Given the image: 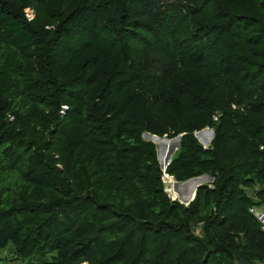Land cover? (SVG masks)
<instances>
[{"label": "trees", "instance_id": "1", "mask_svg": "<svg viewBox=\"0 0 264 264\" xmlns=\"http://www.w3.org/2000/svg\"><path fill=\"white\" fill-rule=\"evenodd\" d=\"M252 1L0 0V249L23 264H264L248 211L264 204V76L240 65L264 60L236 52L254 26L264 44ZM171 116L183 135L167 173L214 178L186 206L166 191L195 186L165 190L142 137Z\"/></svg>", "mask_w": 264, "mask_h": 264}, {"label": "rangeland", "instance_id": "2", "mask_svg": "<svg viewBox=\"0 0 264 264\" xmlns=\"http://www.w3.org/2000/svg\"><path fill=\"white\" fill-rule=\"evenodd\" d=\"M228 10H233L234 13L236 12H239L238 10V7L240 4H244V5H252L253 4V1L252 0H228ZM206 14L205 16L203 17V19H206V17L210 14L209 12H207L208 10L206 9ZM27 13L29 15H32V10L31 9H27ZM254 21V20H253ZM254 29H258L257 26H254L253 28H248V29H245L244 31L246 33H244L245 37H244V41L242 42L241 44V47L239 49L236 50V52H243V53H246V50L245 48L247 49H250V52H252L253 49H256L257 50V53H258V56H255L256 54H251L250 55V52L247 54L246 53V56L248 57V59H252L254 61H257L255 59H258L259 61H262L264 60V44L262 45L263 47L261 46H255L253 47L249 42H248V39H252V30ZM215 39V37L213 36V40ZM215 43H218L217 40H215ZM245 47V48H244ZM225 56V52H224V49L223 48H219V45L216 47V52L215 54H213L209 59H208V63L206 65V67H216L217 64H218V60ZM242 68H247V69H250L249 71H252V70H255V69H258V71H262V75L264 76V66L262 64H260L259 66L257 67H253V66H250V65H247V64H240ZM215 69V68H214ZM235 74V73H234ZM235 75H238V74H235ZM236 77V76H234ZM233 88V85H231V89ZM222 99L223 100H226V97L228 96L229 92L225 90H222ZM264 97V92H261L259 93L257 99H260ZM243 106L245 104H242ZM231 107V106H230ZM233 107V106H232ZM231 107V108H232ZM235 107H237L235 105ZM234 108V107H233ZM218 113H220L221 111L217 110ZM161 118H163L165 121L167 120L166 117H163L161 116ZM193 119H196V117H192ZM172 124H173V129L170 131V132H166L164 133L162 136H164L166 139L168 140H172V139H175V138H178L179 135H183L182 133H177V134H174V129L175 128H178L180 125H179V121L178 119H174L173 116H171V119H169ZM184 122L186 123H190V119L189 117H185L184 118ZM201 125V124H200ZM198 125V126H200ZM203 129H207L208 131L211 130L212 131V136L214 137V133H215V127L211 124H206V126H204L203 128L199 129V127H197V129H195L196 133L199 132L200 130H203ZM205 133V134H204ZM201 136L202 137H206L208 134L207 132H204ZM195 135V134H194ZM196 137V136H195ZM212 137V139H213ZM181 138L182 136L179 138V141H178V144L176 145V147H174L173 151L171 152V160L173 158V156H175V154L177 153V151L179 150V147H180V142H181ZM200 139V138H199ZM201 140V139H200ZM147 141V140H146ZM153 141V140H152ZM196 141L200 144L199 140L196 138ZM151 142V141H149ZM211 142L212 140L210 141V143L207 145L206 144V147H209L211 145ZM153 145L155 146V142L153 141L152 142ZM201 143L203 144V141L201 140ZM205 145V144H203ZM203 147V146H202ZM206 147H203V148H206ZM155 148V147H154ZM155 155H156V159H157V152H156V148H155ZM171 160L169 161V164L171 162ZM158 161V160H157ZM168 164V165H169ZM168 165L166 167H163L161 168L160 164H159V161H158V166L160 168V170L162 171V176H163V182H164V185L165 187L168 186L167 184H170L171 185V182L172 180L176 183L178 182L179 185H174V183H172V186L175 187L177 189V191H181L179 188L182 186H186L188 187L189 184H193L195 186V189H194V193H193V198L195 197L196 193H195V190H196V187L200 184V186H203V185H208L209 187H211L212 185V182L214 181V178L212 175L210 174H202L200 176H191L189 178H186L184 180H177L174 176H171L167 173V168H168ZM169 178H171L172 180L170 181ZM198 189V188H197ZM184 191H187L186 188H184ZM189 192V191H188ZM187 192V193H188ZM168 193V196L171 197V199H174V200H179L178 198H176V195L175 193L171 192V191H167ZM186 194V193H185ZM190 203V202H189ZM183 204V203H182ZM185 205V204H183ZM188 205V204H187ZM186 206V205H185ZM196 231L198 232L199 230L196 229ZM24 260L23 262L20 260V257L15 253L14 251V246L12 245V243H9L5 248L3 249H0V262H8V263H11V264H23V263H27L28 262V259L24 258L22 259ZM35 262V261H33ZM85 264V263H83Z\"/></svg>", "mask_w": 264, "mask_h": 264}, {"label": "water", "instance_id": "3", "mask_svg": "<svg viewBox=\"0 0 264 264\" xmlns=\"http://www.w3.org/2000/svg\"><path fill=\"white\" fill-rule=\"evenodd\" d=\"M206 131H207V129H203L197 133L196 132L194 133L196 138L199 140L200 145L203 147H206V145H203L201 143L199 136H201ZM209 133H210V137H212V131L211 130H209ZM181 136L182 135H179L178 138L168 140L164 136H157V135L150 134L147 132H144L142 134V137L144 140L153 142L152 141V139H153L156 141L155 142V148H156V152H157V160L159 161L161 168L166 167L169 164V161L171 160V152L174 150L173 148L176 147V145L178 144L179 138ZM206 139H204V140H206V144L208 145L209 139L208 138H206ZM175 185L178 186L179 183L176 182ZM198 187H200V184L196 187L195 193H196ZM192 200H193V195L191 196L190 193L188 192V193H186L185 197L182 196L181 200H178V201L180 203L187 205ZM233 264H251V263L249 261L243 259V258H240V259L234 261Z\"/></svg>", "mask_w": 264, "mask_h": 264}, {"label": "built area", "instance_id": "4", "mask_svg": "<svg viewBox=\"0 0 264 264\" xmlns=\"http://www.w3.org/2000/svg\"><path fill=\"white\" fill-rule=\"evenodd\" d=\"M216 118L217 117H214V119H216ZM212 137L208 138L209 139V143L212 140ZM165 190H166V187H165ZM254 201H255V199H254ZM248 211L256 219V221L259 224L260 230L264 233V204L254 203V204L249 206Z\"/></svg>", "mask_w": 264, "mask_h": 264}, {"label": "bare ground", "instance_id": "5", "mask_svg": "<svg viewBox=\"0 0 264 264\" xmlns=\"http://www.w3.org/2000/svg\"><path fill=\"white\" fill-rule=\"evenodd\" d=\"M166 188H167V186H166Z\"/></svg>", "mask_w": 264, "mask_h": 264}]
</instances>
